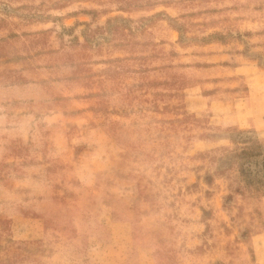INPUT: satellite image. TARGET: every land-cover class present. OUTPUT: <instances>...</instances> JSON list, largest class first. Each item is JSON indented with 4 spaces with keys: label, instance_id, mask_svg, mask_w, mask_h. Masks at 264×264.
<instances>
[{
    "label": "rangeland",
    "instance_id": "rangeland-1",
    "mask_svg": "<svg viewBox=\"0 0 264 264\" xmlns=\"http://www.w3.org/2000/svg\"><path fill=\"white\" fill-rule=\"evenodd\" d=\"M257 144L264 0H0V264H259Z\"/></svg>",
    "mask_w": 264,
    "mask_h": 264
},
{
    "label": "crops",
    "instance_id": "crops-1",
    "mask_svg": "<svg viewBox=\"0 0 264 264\" xmlns=\"http://www.w3.org/2000/svg\"><path fill=\"white\" fill-rule=\"evenodd\" d=\"M197 1L203 3V1H206V0H197ZM166 9L169 12V14H171V15L172 14H177V12H178V11H176L177 10V7H174L173 4H168L166 6ZM209 45H212V44L211 43L205 44L203 47H207ZM260 126H262V123L261 122L258 123L257 127H260ZM5 143L7 144L6 141H5ZM6 144H4V142H3L2 146H1V148H2V155L4 157L6 155H9V147ZM257 238H258V249L260 251V254L263 257V259H262L261 256H260L259 264H264V233L259 234Z\"/></svg>",
    "mask_w": 264,
    "mask_h": 264
},
{
    "label": "trees",
    "instance_id": "trees-1",
    "mask_svg": "<svg viewBox=\"0 0 264 264\" xmlns=\"http://www.w3.org/2000/svg\"><path fill=\"white\" fill-rule=\"evenodd\" d=\"M257 147L259 148L258 150H253L251 147L248 148H243L241 154L242 155H247L248 159H251L253 156H259V155H264V149L261 144H257ZM263 170H264V163L262 164ZM246 168H243L242 172H245Z\"/></svg>",
    "mask_w": 264,
    "mask_h": 264
}]
</instances>
